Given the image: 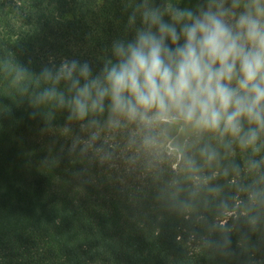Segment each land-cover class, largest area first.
<instances>
[{
	"label": "clouds",
	"instance_id": "clouds-1",
	"mask_svg": "<svg viewBox=\"0 0 264 264\" xmlns=\"http://www.w3.org/2000/svg\"><path fill=\"white\" fill-rule=\"evenodd\" d=\"M121 2L125 37L112 41L99 72L54 57L35 72L6 45L3 95L27 102L42 133L70 140L60 151L82 165L74 175L91 180L97 165L150 179L200 248L230 256L241 221L264 232V0ZM247 239L240 234L242 246Z\"/></svg>",
	"mask_w": 264,
	"mask_h": 264
},
{
	"label": "trees",
	"instance_id": "trees-1",
	"mask_svg": "<svg viewBox=\"0 0 264 264\" xmlns=\"http://www.w3.org/2000/svg\"><path fill=\"white\" fill-rule=\"evenodd\" d=\"M195 3L181 0V6ZM24 5L12 19L13 0H0V54L10 55L7 45L35 72L49 57L57 64L88 61L99 72L112 41L125 37L121 0ZM3 94L0 79V264H264V232L250 233L242 221L231 236L233 254L223 256L190 238L192 226L162 207L150 179L97 165L89 169L91 180L74 175L82 165L60 151L70 140L42 133L43 120L30 118L27 102ZM5 108L10 115L2 114ZM66 117L59 112L54 125L62 127ZM53 157L58 164L45 163ZM241 233H248L243 246Z\"/></svg>",
	"mask_w": 264,
	"mask_h": 264
},
{
	"label": "rangeland",
	"instance_id": "rangeland-1",
	"mask_svg": "<svg viewBox=\"0 0 264 264\" xmlns=\"http://www.w3.org/2000/svg\"><path fill=\"white\" fill-rule=\"evenodd\" d=\"M25 0H13V11L9 14V16L13 19L14 16L20 15L22 9L24 8ZM17 26H20L19 19H15L14 21Z\"/></svg>",
	"mask_w": 264,
	"mask_h": 264
}]
</instances>
